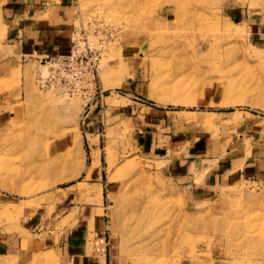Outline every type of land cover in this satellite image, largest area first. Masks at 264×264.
<instances>
[{
  "label": "rangeland",
  "instance_id": "1",
  "mask_svg": "<svg viewBox=\"0 0 264 264\" xmlns=\"http://www.w3.org/2000/svg\"><path fill=\"white\" fill-rule=\"evenodd\" d=\"M73 3L74 25L114 34L80 94L41 88L44 55L13 57L0 23V187L25 199L0 264H69L84 230L95 244L102 232L104 264H264V181L210 178L234 152H264V0ZM150 108L165 146L143 125ZM186 138L199 163L180 170L183 154L164 153ZM208 151L219 157L203 164ZM24 204L43 210L25 231Z\"/></svg>",
  "mask_w": 264,
  "mask_h": 264
},
{
  "label": "crops",
  "instance_id": "2",
  "mask_svg": "<svg viewBox=\"0 0 264 264\" xmlns=\"http://www.w3.org/2000/svg\"><path fill=\"white\" fill-rule=\"evenodd\" d=\"M74 3L73 0H4L0 5V23L3 30V43L9 49H13V57L17 58L18 55L25 54H39V55H53L66 52L70 45V32L74 26L73 20ZM161 112V114H159ZM147 115H143V125L150 130V140L153 144L158 146H165L169 141V136L162 133L165 129L163 121L164 114L161 110L150 108L146 111ZM2 126V110L0 111V127ZM172 139V138H171ZM170 141V145H171ZM182 142L184 152L179 148L174 149L164 154H183L182 158L174 161L175 166L184 169H193L198 165L193 159L185 158V154H193L195 150L193 142L186 138ZM190 143V144H189ZM212 145V150L216 149L215 142ZM216 145V146H215ZM180 147V148H181ZM194 149V150H193ZM211 149V148H210ZM225 151L231 153L230 147H225ZM199 150V149H198ZM196 150V151H198ZM201 154L207 149L202 148ZM206 153L208 157L203 159L201 163L209 164L219 157V154ZM244 153L234 152L233 157L227 160L228 163L221 164L220 170L212 171V176H226L231 177L241 172H246L247 175L256 177L264 181V152H258L257 148L250 150L247 155ZM188 156V155H187ZM173 161V160H172ZM187 173L189 170H186ZM179 172V171H178ZM5 188L0 187V242L11 239L14 235L5 234V229H2L4 222H8L10 218L15 215V211L20 206L24 198L11 200ZM65 207V206H64ZM70 208H74L71 206ZM67 211L63 216L69 215ZM71 212V210H70ZM16 218V223L21 224L18 227L25 231L28 226L39 224L43 217V210L34 208L32 206L23 205L21 211ZM100 219H98L99 222ZM101 221L98 223L100 224ZM17 225V224H16ZM18 226V225H17ZM77 227V226H75ZM74 228V227H73ZM101 226L97 228L100 230ZM74 232L78 230L74 228ZM5 231V232H4ZM97 244L92 243L91 239L87 240V233L85 230L80 234H74L72 238L74 242L70 245L69 251L75 257L69 264H104L105 251L102 242L99 238L102 232L95 233ZM5 239V240H4ZM1 246V244H0Z\"/></svg>",
  "mask_w": 264,
  "mask_h": 264
},
{
  "label": "built area",
  "instance_id": "3",
  "mask_svg": "<svg viewBox=\"0 0 264 264\" xmlns=\"http://www.w3.org/2000/svg\"><path fill=\"white\" fill-rule=\"evenodd\" d=\"M113 35L112 29L108 27H98L94 24L88 27L74 25L66 52L40 58V62L47 66L48 73L38 71L36 81L41 88L57 86L64 94H80L82 84L90 81L91 86V78L94 79L97 74L102 42L105 38H113Z\"/></svg>",
  "mask_w": 264,
  "mask_h": 264
}]
</instances>
